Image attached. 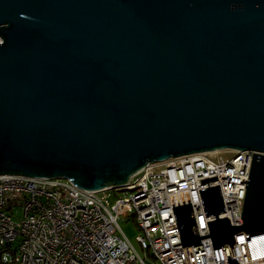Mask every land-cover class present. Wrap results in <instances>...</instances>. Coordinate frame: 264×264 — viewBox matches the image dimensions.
Returning <instances> with one entry per match:
<instances>
[{
  "label": "water",
  "instance_id": "obj_1",
  "mask_svg": "<svg viewBox=\"0 0 264 264\" xmlns=\"http://www.w3.org/2000/svg\"><path fill=\"white\" fill-rule=\"evenodd\" d=\"M224 149L253 151L248 180L221 175L246 182L242 223L219 184L199 189L205 235L171 195L187 264L203 237L264 232V0H0V175L96 192Z\"/></svg>",
  "mask_w": 264,
  "mask_h": 264
},
{
  "label": "built area",
  "instance_id": "obj_2",
  "mask_svg": "<svg viewBox=\"0 0 264 264\" xmlns=\"http://www.w3.org/2000/svg\"><path fill=\"white\" fill-rule=\"evenodd\" d=\"M252 156L250 150L224 149L172 157L149 163L129 184L96 192L66 178L0 175V264H187L171 195L174 205L176 193L183 204L181 192L185 203L194 204L198 233L205 235L215 216H206L199 189L219 184L226 210L219 217L241 224L246 182L221 175L248 180ZM122 216L137 224L141 251L122 231ZM234 237L218 248L203 237L193 244L195 263L264 264V232Z\"/></svg>",
  "mask_w": 264,
  "mask_h": 264
},
{
  "label": "rangeland",
  "instance_id": "obj_3",
  "mask_svg": "<svg viewBox=\"0 0 264 264\" xmlns=\"http://www.w3.org/2000/svg\"><path fill=\"white\" fill-rule=\"evenodd\" d=\"M227 152V151H223ZM229 153V152H227ZM213 154V153H212ZM118 195H114L112 201H114L117 198ZM15 210L13 211L14 217H15ZM22 212V209L19 208L16 212V215L20 214ZM15 219H18L16 216ZM132 217L129 216L127 218L123 217L119 220L120 226L122 228V231L124 234L129 238V240L135 245L136 248H138L140 251L139 244L136 241V236L140 233V230L135 222L132 221Z\"/></svg>",
  "mask_w": 264,
  "mask_h": 264
}]
</instances>
